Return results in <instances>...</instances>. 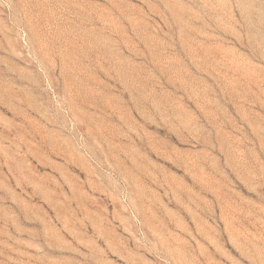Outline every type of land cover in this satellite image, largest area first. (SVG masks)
I'll list each match as a JSON object with an SVG mask.
<instances>
[{
	"label": "rangeland",
	"instance_id": "obj_1",
	"mask_svg": "<svg viewBox=\"0 0 264 264\" xmlns=\"http://www.w3.org/2000/svg\"><path fill=\"white\" fill-rule=\"evenodd\" d=\"M0 264H264V0H0Z\"/></svg>",
	"mask_w": 264,
	"mask_h": 264
}]
</instances>
